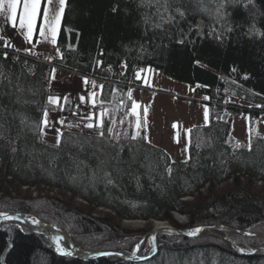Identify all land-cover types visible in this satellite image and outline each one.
Segmentation results:
<instances>
[{
    "label": "trees",
    "instance_id": "1",
    "mask_svg": "<svg viewBox=\"0 0 264 264\" xmlns=\"http://www.w3.org/2000/svg\"><path fill=\"white\" fill-rule=\"evenodd\" d=\"M222 3L224 7L220 8ZM65 7L56 39L59 55L55 62L83 73L91 72L96 56L103 60V67L108 63L116 68L125 62L127 71L122 75L115 73L122 79L129 78V67L137 62L142 67H157L182 82H200L203 93L219 100L222 91L213 88L225 86L230 78L239 83L238 92L264 109V0H68ZM0 62L1 211H17L54 222L73 235L76 245L87 249L104 248L106 241H110L107 247L130 248L140 237L138 229L122 227L115 216H90L69 209L54 198L48 199L45 210L36 212L40 204L32 198L11 195L12 180L7 176L12 175L22 183L42 181L70 188L96 205L114 209L118 219L154 217L185 229L236 221L252 224L253 231L262 226L264 197L246 191L241 184L221 193L211 186L208 194L199 193L195 200L180 198L199 189L210 174L221 181L233 170L249 169L264 178V136L253 135L250 147L243 145L231 155L232 149L226 146L230 122L217 121L221 106L210 105V121L190 129L187 160H174L166 149L151 144L147 138L131 140L132 126L126 137L108 143L98 142L95 130L66 127L59 147H55V143L42 138L40 128L42 110L51 107L47 98L51 93L52 63L49 66L24 56L14 60L11 54L5 59L3 53ZM207 66L217 71H210ZM107 97L106 94L103 101ZM222 97L226 100L225 94ZM131 103L127 99L121 108L125 110ZM109 112L117 122L114 110ZM78 119L66 117L65 124ZM141 136L146 137L144 128ZM208 138L211 146L201 148L199 141ZM131 203L141 204L142 212L134 211ZM173 209L188 213L190 222L174 220ZM59 220L72 224L73 231L69 224L57 223ZM2 222L0 264H36V254L44 255L48 264H122L119 259L82 261L60 257L42 234L30 233V229L20 228L17 223L7 221L10 225L6 226ZM75 227H79L78 231ZM7 237L12 240L9 249ZM157 239L163 250L174 246L192 253L189 258L195 262L182 258L181 264H264V252L251 247L243 254L213 236L190 240L160 232ZM256 239L264 242L260 237ZM146 250L144 245L141 254ZM155 260L148 258L138 264H159Z\"/></svg>",
    "mask_w": 264,
    "mask_h": 264
},
{
    "label": "rangeland",
    "instance_id": "2",
    "mask_svg": "<svg viewBox=\"0 0 264 264\" xmlns=\"http://www.w3.org/2000/svg\"><path fill=\"white\" fill-rule=\"evenodd\" d=\"M67 1L68 0H65L64 10L66 8L65 6L67 4ZM44 7L45 5L42 0L41 13H43ZM59 7H60L59 0H52V4L48 5L49 16H52L53 14L57 13L59 11ZM22 9H23V4H21L20 8L18 9L17 24L15 26H13L11 22L8 21L4 16L0 15V33L6 36V38H10L11 41L15 39V40H18V42L21 41L22 44L24 43L25 45H28L27 48H31L32 52L29 53L25 51V49H27L25 48V49L16 50L12 53H10V51L9 52L7 51V55L11 54L12 59L16 60L20 56L30 58L31 54H33L36 57H38L41 61L52 63L53 68L58 67L61 70H63V72H66V76H64V78L62 77V79L66 81L67 83L66 85L68 86V88H66L65 90L62 89L61 92H58V91L55 92L54 89L58 88V85L56 84L55 80L53 81V78L51 79L49 83L51 84V82L53 81V84H54V85L51 84L52 86L51 95L60 96L61 98H63L64 96L68 97L67 102H65L63 99H61L60 101V104L63 105V109H64L63 111H60L59 105H51V107H47L50 120H52V117H56L57 119L64 118V120L66 119V117H70V116L73 117L74 116L72 115L73 111L77 113V115H75L74 117H77V116L79 117L81 113L87 114L89 111H93V112L96 111V109L91 108L92 99L89 98L88 96L85 97V100L83 102L79 100L80 95H83L85 92L91 93L93 91L91 87V82L95 81V83L98 86L103 85V89H99V90L95 89V91L98 93V96L96 97V99L103 100L105 95L107 94L108 97L106 98L107 101L104 100V106L109 111L113 109L114 110L113 113L116 114V118L118 119L117 120L118 122H116L117 129L114 131L113 135H115V133L118 132L120 134L119 138L124 137L125 131H127V129H131L129 125L130 124L133 125L138 116L142 124V129L144 128V134H146V137L150 141L151 144L153 145L156 144L158 146H161L162 144L161 147L163 149L168 150L169 155H171V157H173L174 160L176 159L187 160V158L190 156L188 152V145L190 144V138H191L190 137L191 132L189 133L188 130H190L192 127L197 126V125H205L207 124V122L210 121L209 120L210 110L208 108V105L206 104L207 102L206 103L203 101L200 102V100L195 99V97L197 96L200 98H204V99L207 98V95L201 93L203 91H202V88L200 87L201 85L200 82L199 83L196 82L195 84H191L185 81L182 82L177 78H171L170 76L166 75L160 70L158 71L157 69H154V68L150 70V68L141 66L142 69H140V71H138L136 74L140 73L143 78L142 80H144V83L148 84L149 87L152 85L159 86L163 94H161L160 96L155 95V97L154 96L148 97L145 94V92H143V89L139 90L133 87L132 85L130 86L124 85L123 88H125V86L126 88L125 89L122 88L119 90L117 85H119V83L121 82L125 83L126 81L120 78L121 76L115 77V73H118V75H122L127 71L126 70L127 65L125 62L119 63L116 68L111 65L107 69L103 70L102 75H104V77L102 76L97 79L96 78L92 79L90 78V75H91L90 72H87V71L86 73L78 72L76 69L74 70L72 68H69L65 65L63 66L54 61V59L57 58L59 55V51H57V47H56L57 43L53 44L51 42L50 33L46 32L47 38L41 37L39 35V27L42 25V15H41V18H39L37 21L36 30L33 36L31 38H26V30L21 29L19 27V18H20V15L22 14ZM63 12L60 13V25L57 28V36L60 33V27H61V23L63 19L62 18ZM40 22L41 24L39 26ZM48 57H51L52 59L49 60ZM207 68L210 69V71L211 70L215 72L217 71V70H214L215 68L211 66H207ZM78 78L81 79L82 82H84L85 78H87V81L89 83L85 85V82H84L81 85L82 87L80 88L75 87L73 83ZM54 79L56 78L54 77ZM227 80L228 81L226 82L225 86L219 85L213 88V90L216 89L218 91H222L225 94L226 100L222 99L223 98L222 95L224 96V94L221 92V99L219 101L222 102L221 107H220L222 109V114L218 116V118L220 119H218L217 121H223V122L229 121L230 122L231 132L229 133V138H228V142L226 143V146L229 147L230 150L232 149L230 152H231V155H233V154H236V152L239 151L237 149H241L243 145L249 147V145H251V142H252L251 138L253 135H257L261 137L264 136V109H262L261 107H256L257 105L253 103L252 99L249 100L244 97L245 94L243 95L240 92H238L237 87L240 86L239 83L237 84L231 81L230 78H228ZM129 91H131L132 93L131 98H129L128 96ZM72 94L73 96H75V98L77 97V100L73 99ZM111 96H113L114 98L112 97L113 98L112 99ZM152 98L155 99L154 101H156V103H154L153 104L154 106L152 105L147 110V116L145 117L146 125L154 124L152 129H150V128H145L143 126L144 124L143 123V112H141L140 110L144 109V104H150L149 99H152ZM127 99L132 102L131 103L132 105L134 104L139 105V107H137L136 109L137 114L133 117V119L126 117V115H124L123 113L124 110L121 108L123 107V105H125V103L127 104ZM78 104L80 105L79 108H77ZM130 107L131 106H129L125 110L127 111ZM97 108H99V104H97ZM220 108H218L219 111H220ZM206 111L208 113L207 120L205 119ZM175 114H177L178 116H176ZM175 118L177 121L175 120ZM215 119H217V117H215ZM78 120L76 122L75 121H69V122H71L72 124H76ZM121 120H123L124 123H126L125 126L120 124ZM168 120L174 122V124L171 125V123ZM69 122H67L64 125H61L60 130L66 128ZM53 124H55V121H53ZM40 128L43 133L42 138L46 139L48 142L56 144V139H57L56 128L55 127H51V128L44 127L43 119L40 122ZM72 128H77V127H72ZM169 128H173V129L176 128V131L169 132L170 131ZM134 130H135L134 127H132V134ZM154 136H157L159 140L153 139ZM209 139L210 138H208L207 140L199 141L200 146H202L201 148H203V146H207V147L211 146V139L210 140ZM163 140L164 141L166 140V141L164 142ZM252 174L253 173H250L249 169L242 170V171L233 170L231 172V175L227 179H224L221 181H219L218 178L215 177V175L210 174V177H208L209 179L207 178L204 181V184H202V186L199 187V189L193 190L192 192H189L188 194L180 195V198L185 201L195 200L196 196H198L199 193L208 194L211 186H214V190L218 193H221L223 191L227 192V190L235 187L236 183L241 184L240 185L241 188L246 187L245 188L246 191L248 192L250 191L252 193L257 192L258 194H260L261 197L262 196L264 197V178L263 177L260 178L258 175H254V174L252 176ZM7 179L12 180V187L10 189V193L12 196L14 197L21 196V198L29 197V198H32V201L37 202L38 205L40 204V207H38L39 209H35L36 212L37 210L40 211L41 208L45 210V205H46L45 203L49 202L48 199L54 198L59 203L66 204V206L69 209L78 210L90 216L93 215L95 217H103L108 214L112 215L113 217L115 216V219L120 223L122 227H127L132 230L138 229L140 237H138L136 241L134 242V244L132 245V247H134L137 244V242L140 239H142V241L140 242L141 245H140V250L138 254L140 256H147L148 254H151L152 255L151 258H155L159 262V264H181L182 258H183V261H188L190 263L195 262L194 258L192 257L189 258V255L191 256L192 253L187 254L185 250H176L174 246H171L170 248L167 247L169 249L166 248V250H163L164 248L163 249L159 248L158 246L159 242L157 241L158 240L157 237L160 232H166L168 234L171 233L176 236H179V237L182 236L190 240L191 239H195V240L204 239L205 240L207 239L208 236L209 237L213 236L217 240L221 239V240L226 241L228 244L235 247L243 254L247 253V249L251 247L255 249V251L257 250V251L264 252V249H262V247L264 248V242L263 241L260 242L259 240L256 239L257 237H260L262 240H264V215L262 217L263 218L262 221L260 222L262 223V226H259L258 227L259 230H255V231L252 230L253 228L251 227L252 224H246V225L240 224L238 221L233 222L232 224H226V223L201 224V225L195 226L194 228L185 229L182 226L178 227L174 225L170 220L162 219L164 221L163 224H166L167 226L170 225L178 229L181 228L188 232L192 231L193 229L197 227L200 228L201 226H204V228L202 229L200 233H198L195 236H187L181 233L177 234V233H173L170 231H159L155 238L156 245H154V242L152 241V238H151V234L149 232L155 228L154 219L156 218L154 217L145 219L142 217L129 218V217L124 216V218L119 217L118 219L119 215L117 211H115L114 209L108 206H104V205H96V203L92 201L90 202L85 197L75 194L74 191L69 190L70 188L67 189L61 185L55 186L52 183L50 184V183H45L42 181H37L36 183H22L20 182V180L18 181L14 177H12V175H8ZM0 195H2L1 191H0ZM41 198H43V200H41ZM44 198H46V200ZM129 205L133 208L134 211L135 209H137L138 211L142 212L141 204L134 205L133 203H131ZM12 212L20 213L17 211H12ZM171 212H172V216L174 220H176L178 223L184 224V223L190 222L188 213L184 211H180L179 209L178 210L173 209L171 210ZM20 214L22 215V213ZM60 214L62 215V217L65 216L62 213ZM179 214L182 216L181 219H178ZM28 216L32 219L36 218L33 215H28ZM7 221L19 224L20 228L22 227L24 228L25 226V227H30L27 229L33 230L31 226H28V225L26 226L25 224H23V222L19 220L14 221L12 219L8 220L5 218H0V222H2L3 224H6V226H9L10 224ZM135 221H140V223L134 224ZM46 223H51L57 226L59 229H62L64 232H66L67 235L71 237L78 251H80L81 249L87 250V251H100V252H104V251L105 252H115L118 250L120 251L132 250V247L130 248L128 247L126 248L107 247L108 246L107 244H110V241H106L107 244L103 243L104 244L103 246H105L104 248L87 249L86 247H83V246L81 247V246L76 245L75 240L73 239V235L70 232H68L66 229H64L62 226L56 225V223L54 222H46ZM57 223L62 224V225L69 224L68 222L62 223L61 220H59ZM213 225H216V227H212ZM68 226L70 227L69 230L73 231L72 224L71 225L69 224ZM78 229L79 227L76 228V231H78ZM223 230L224 232L222 233ZM47 231L48 230L43 229V232H40L39 230L40 234L42 233V236H44L48 240V242L51 244V247L53 251L55 252V254H57L60 257L61 256L70 257V258L73 257L76 259H80L82 261L83 260L90 261L85 258L83 259L78 258L73 253L72 255H64L63 252L71 250V246L69 245L67 240H65V238H63L62 235H59L57 233H51L50 235V233L48 234ZM226 232H229L230 234H227ZM44 233H47L49 237L45 236ZM96 237L100 238V235ZM248 239H250L251 242H247ZM253 239H256V240H253ZM11 241L12 240L10 237L6 238V247L8 249L12 247ZM56 241H58L59 243L58 250L54 246V242ZM252 243H254V245H250ZM60 244L61 246H63V249L61 250L59 246ZM144 245L147 248V250L141 254V250ZM241 249H243V251H241ZM31 257H33V255ZM34 258H35L34 260L35 262L34 261L33 262L36 264H48V259L44 255L38 256L36 254ZM104 258L119 259L121 260L122 264H131V263L138 264V262L143 261V260H137L138 262H134L129 259H126V260L122 259L121 257H118L116 255L110 256V257H104ZM148 264H153V262H148Z\"/></svg>",
    "mask_w": 264,
    "mask_h": 264
},
{
    "label": "snow or ice",
    "instance_id": "3",
    "mask_svg": "<svg viewBox=\"0 0 264 264\" xmlns=\"http://www.w3.org/2000/svg\"><path fill=\"white\" fill-rule=\"evenodd\" d=\"M251 3V0H249ZM43 3L45 5L43 13H41V4L42 0H0V15L4 16L8 21L11 22L13 26L17 24V14L18 9L20 8L21 4H23L22 14L19 18V27L21 29L26 30V38H31L36 30L37 21L39 18H41L42 15V25L39 28V35L41 37H46V32L50 33L51 35V42L53 44L57 43L56 37H57V28L60 25V13L64 11V4L65 0H59V11L52 16H49L48 13V5L52 4V0H43ZM224 4L222 3L220 5V8H223ZM181 16H183V12L180 13ZM163 18V17H162ZM172 17H169V20H171ZM159 26V25H157ZM183 41H181L182 43ZM0 46H3L5 48L8 47H14L10 43V38H6L3 35H0ZM19 50V49H17ZM25 51L31 53L32 49L27 48ZM59 51V49H57ZM3 57L7 59V52L3 53ZM63 57L61 56V59ZM49 60H51V57H48ZM52 72H55V69L52 70ZM54 79V75L52 77ZM85 85H87L89 82L87 81V78H85ZM91 87L93 91L91 93L85 92L83 95L79 96V100L83 102L85 100V97L88 96L92 99L91 108L96 109V111H89L87 114L81 113L79 116V120L76 124H72L69 122L67 124L68 128L77 127L80 128L82 126L83 129H92L95 130L96 133V139L97 141L103 140L105 143L110 142L112 139L119 140L120 134L117 132L114 134V126L116 125L115 118L111 117L109 114V110L104 106L103 100H97L96 97L98 96V93L95 91L98 87L100 89H103V85H97L95 81L91 82ZM129 98H131L132 93L131 91L128 92ZM61 99H63L65 102H67L68 97L64 96L61 98L60 96H53L49 95L48 97V104L50 105H59L60 111H63V105L60 104ZM97 104H99V108H97ZM80 105H77V108H79ZM139 107L138 104H134L131 108V112L133 114L136 113V109ZM55 110V109H54ZM72 115H77L75 111H73ZM42 116H43V125L46 128L55 127L56 128V144L55 147H59L60 145V137L63 136V132L60 130V126L64 125L65 120L64 118L57 119L56 117H52V120L49 119V112L48 109L45 108L42 110ZM208 113L205 112V119L207 120ZM53 121H55V124H53ZM121 124L124 123L123 120L120 121ZM130 127L132 124L129 125ZM134 132L131 135V140H136L138 138H146L141 136V129L142 124L140 121V118L137 116L135 123H134ZM191 130H188L190 133ZM125 136L128 135L127 131H125ZM150 142V141H149ZM115 147V145H113ZM123 146H120V149L122 150ZM250 147V145H249ZM15 151V149H13ZM171 169H169V172ZM108 183H112L111 180L108 181ZM3 215V214H0ZM10 218V217H6ZM34 223H38V221H33ZM202 231L201 228L197 227L193 229L189 234L190 235H196ZM243 251V249H241ZM64 255H72V252L65 251L63 252Z\"/></svg>",
    "mask_w": 264,
    "mask_h": 264
},
{
    "label": "bare ground",
    "instance_id": "4",
    "mask_svg": "<svg viewBox=\"0 0 264 264\" xmlns=\"http://www.w3.org/2000/svg\"><path fill=\"white\" fill-rule=\"evenodd\" d=\"M183 2V1H182ZM40 24H41V22L39 23V26H40ZM38 26V27H39ZM40 28V27H39ZM18 48H15V47H8V48H5V47H3V46H0V53H3V52H9L10 51V53H12V52H14V51H16ZM31 58H33V59H35V60H38V61H41L38 57H36L35 55H33V54H31V56H30V59ZM95 61H94V63H93V66H92V68L90 69V73H91V75H90V78H92V79H94V78H99V77H104V75H102V72H103V70H105V69H107L108 67H110L111 65L110 64H106L107 66L106 67H103V60L101 59V58H99V56H96V58L94 59ZM42 62V61H41ZM45 62V61H44ZM49 66H51V63H49V62H46ZM152 67V68H151ZM149 66V67H147V68H150V70L151 69H157L158 71H159V69L157 68V67H154V66ZM126 69H127V66H126ZM140 69H142L141 68V65L139 64V63H133L132 65H130V67H129V70L131 71V73L129 74V78L128 79H124L126 82L125 83H123V82H121V83H119V85H117V87L119 88V89H122L123 87H124V85H132L133 87H135V88H137V89H139V90H141V89H143V92H145V94L147 95V96H155V95H161V94H163L162 92H161V90H160V88H159V86H156V85H152V86H150L149 87V85L148 84H145L144 83V80H142L143 78H142V76H141V74L139 73V74H136L138 71H140ZM136 74V75H135ZM52 75H53V73H52ZM88 76V75H87ZM68 81V80H67ZM71 81V80H70ZM72 82V81H71ZM136 86H138V87H136ZM142 86V87H141ZM141 87V88H140ZM125 88H126V86H125ZM125 88H123V89H125ZM50 91H52V86L50 85ZM160 93V94H159ZM202 94H205V93H203V92H201ZM45 94V93H44ZM49 95H51V93L49 94ZM77 95V94H76ZM205 95H207V98L206 99H204V98H200V97H195V99L196 100H200V102L201 101H203V102H207L206 104L208 105V108L210 107V105L211 106H221V104H222V102H220L219 101V99L217 98H214L213 96H211L209 93H207L206 92V94ZM72 96H73V94H72ZM192 96V95H191ZM49 97V96H48ZM73 99H76L77 100V97L75 98V96H73ZM75 100V101H76ZM47 101H48V98H47ZM79 101V100H78ZM217 101V102H216ZM149 103L150 104H144V109H142V110H140L141 112H143V126L146 128V123H145V117L147 116V110L151 107V105L152 104H154V101L153 100H149ZM134 104V103H133ZM206 106V105H205ZM133 107V105L131 104V107L126 111V110H124L123 111V113H124V115H126V117H128V118H132L133 119V117L137 114V113H135V114H133L132 112H131V108ZM177 115V114H176ZM118 122V121H117ZM65 124V123H64ZM66 126V125H65ZM132 127H134V124L132 125ZM65 129V128H64ZM64 129H62L61 131H63ZM147 138V137H146ZM153 139H157V140H159V138L157 137V136H154V138ZM149 141V140H148ZM151 141H152V139H151ZM164 141V140H163ZM166 141V140H165ZM164 141V142H165ZM161 146H162V144H161ZM168 151V150H167ZM56 186V185H55ZM69 190H71V189H69ZM72 191V190H71ZM0 212H12V211H4V210H0ZM23 215V214H22ZM23 216H25V215H23ZM25 217H28L29 218V216L27 215V216H25ZM181 215L179 214L178 215V219H181ZM38 219H40V218H38ZM37 218H33L32 219V221H34V220H38ZM9 220V219H8ZM12 220H14V221H16V219H12ZM41 221H43L42 219H40ZM156 221V222H155ZM43 222H45V221H43ZM139 224L140 223V221H135L134 222V224ZM164 223V221L162 220V219H154V227H156V226H158V225H166V224H163ZM158 224V225H157ZM26 228H30V227H26ZM31 228L33 229V230H30V233H38L39 232V230H40V232H43V229H37L36 227H33V226H31ZM39 232V233H40ZM47 233L49 234L50 233V235H51V233H56L54 230H51V229H49L48 231H47ZM42 234V233H41ZM60 246V250L61 249H63V246H61V244L59 245ZM136 246V245H135ZM134 246V247H135ZM134 247H132V249L134 248ZM149 258H151V257H149ZM134 262H138V261H134Z\"/></svg>",
    "mask_w": 264,
    "mask_h": 264
},
{
    "label": "water",
    "instance_id": "5",
    "mask_svg": "<svg viewBox=\"0 0 264 264\" xmlns=\"http://www.w3.org/2000/svg\"><path fill=\"white\" fill-rule=\"evenodd\" d=\"M0 214H3V215H0V218H5V219H16V220H19L21 222H23V224H25L26 226H33V227H36L37 229L41 228V229H44V230H49V229H53L57 234L59 235H62L63 238H65V240H67V242L69 243V245L71 246V250L70 252H72L73 254H75L78 258H85L87 260H90V261H94L95 259H102L104 257H110V256H118V257H121L122 259H129L131 261H137V260H147L149 257H151L152 255L151 254H148L147 256H140L138 254L139 250H140V245H141V241L142 239H140L136 246L130 250V251H115V252H100V251H87V250H83L81 249L80 251H78L77 247L74 245V242L72 241L71 237L69 235H67L66 232H64L62 229H59L57 226L51 224V223H46V222H43L41 221L40 219L38 220H35V221H38V223H34L32 221V218H28V217H25L23 215H21L20 213H14V212H0ZM6 217H10V218H6ZM212 227H216V225H213ZM210 227V228H212ZM201 229L204 228V226H201L200 227ZM159 231H170V232H173V233H181L183 235H187V236H195V235H190L189 233L191 232H188V231H185L181 228H175V227H172L170 225H158L157 227H155L152 231H149L150 234H151V238H152V241L154 242V245H156V242H155V238L158 234ZM45 236L49 237L47 233H44ZM197 235V234H196ZM58 241L54 242V246L57 248L58 250ZM262 249H264L262 247Z\"/></svg>",
    "mask_w": 264,
    "mask_h": 264
},
{
    "label": "crops",
    "instance_id": "6",
    "mask_svg": "<svg viewBox=\"0 0 264 264\" xmlns=\"http://www.w3.org/2000/svg\"><path fill=\"white\" fill-rule=\"evenodd\" d=\"M0 35H3V34L0 33ZM3 36H4V35H3ZM4 37H6V36H4ZM10 43H11L12 45H14L15 48H18L19 50H20V49H25V48H27V46H28V45H25L24 43H23V44H24V45H23L21 41L18 42V40H15V39H14L13 41L10 40ZM53 69H55V72H54V73L52 72V73H53L54 77L56 78V79H53V81L55 80L56 84L58 85V88H56V89H54V90H55V92H56V91L61 92L62 89L65 90L66 88H68V86L66 85V84H67L66 81H65L64 79H62V77L64 78V76H66V72H63V70H61V69L58 68V67H57V68L55 67V68H53ZM58 77H59V78H58ZM53 81L51 82L52 85H54V84H53ZM83 83H84V82H82L81 79L78 78V79H76V80L74 81L73 84H74L75 87L80 88V87H82L81 85H82ZM97 89L99 90L100 88L98 87ZM54 90H53V91H54ZM64 90H63V91H64ZM152 96H153V95H152ZM152 96H148V97H152ZM154 97H155V96H154ZM149 100H153V101H154L155 99L152 98V99H149ZM154 103H156V101H154ZM152 105H153V104H152ZM152 105H151V106H152ZM153 106H154V105H153ZM144 107H145V106H144ZM175 115H176V114H175ZM176 116H178V115H176ZM175 120H176V118H175ZM168 121L171 123V125L174 124V122H172V121H170V120H168ZM176 121H177V120H176ZM153 126H154V124H153V125H152V124H151V125L149 124V125H146V128H150V129H152ZM169 127H170V126H169ZM171 127H172V126H171ZM169 130H170L169 132H175V131H176V128H175V129H173V128H169ZM185 140H186V139H185ZM186 148H187V147H186Z\"/></svg>",
    "mask_w": 264,
    "mask_h": 264
}]
</instances>
